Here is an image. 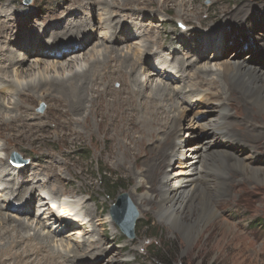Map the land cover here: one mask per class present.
<instances>
[{"label": "bare ground", "instance_id": "6f19581e", "mask_svg": "<svg viewBox=\"0 0 264 264\" xmlns=\"http://www.w3.org/2000/svg\"><path fill=\"white\" fill-rule=\"evenodd\" d=\"M116 1L72 0L70 5H74L73 8H68L67 5L63 9L54 10L53 17L62 16L47 23L46 28L50 26L52 30L46 41L29 39V33H32L35 27L32 25L31 30L25 26L21 27L25 23L26 16L22 20L17 15L12 16L11 14L12 17L0 23V38L6 44L0 45V91L2 92L0 95V140L3 142L0 149V197L3 201H0L3 203H0V264H93L88 262L90 259H98V263L102 260H106V264L114 263L106 239L99 234L98 245L89 246L91 251L81 253L79 252L80 243L75 247H70L61 239L60 241L54 239L53 234L58 231L73 228L80 223L85 224L86 221V223L92 222V215L88 212L83 213L85 206L82 199L71 200L64 194L63 197H58V192H53V198H50L51 195L44 191V187L47 188L53 183L52 178L47 180V177L54 174V168L50 169V174H45L44 170L42 172L35 167L36 164L31 170L29 169L28 175L30 176L27 177L23 174L27 168H30L28 164L14 166L9 163L8 154L10 152L7 147L11 142L10 136L13 135L14 138L23 134L27 136L32 133V126L38 125L36 122L30 123V121H38L37 114L35 111L29 113L30 111L23 107L24 102H53L55 106L61 108V114L66 117L64 127L67 132H75L77 137L83 133L92 135V131H97L98 142L101 140L105 147L99 152V156H103L106 160H116L117 165H123L136 175L138 184L133 191L140 193L141 188L143 191V195L141 194L142 196L136 199L137 203L146 206L157 205L170 223L186 233L189 232L191 226L183 220L187 200H190L192 206L201 208L200 217H216L218 213L214 200L224 196L227 187L232 188L239 185V182L234 179L226 180L225 168L230 166L246 169L249 164L244 157H239L231 151L212 148L211 152H200L196 155L198 160L194 165L187 159L191 148L186 146V139L184 140L183 137L209 129V134L217 136L216 142L237 143L251 151H254L256 147L250 141L259 140L262 137L261 131L257 133L256 130L261 128L264 122L258 120L256 116L249 115L246 109H242L245 119L243 123L247 128L245 134L249 135L238 136L230 128L235 120H233V112H230L234 106L252 104L264 110V69L260 68V64H247L244 61L225 59L220 63H205L194 68L192 79L198 76L195 82H208L209 86L216 90L215 93L207 94L206 98L194 90L195 86L185 90V87L172 89L168 85L167 80L170 82L176 77L175 80L178 81L181 76L179 82L184 83L185 78L190 75L187 70L191 68L189 67L191 65L185 64L180 59H176V62L181 64L179 66H171L167 64V61L159 62L158 65L162 68L160 73L166 80L159 83L155 81L152 85L154 78L151 77H156L158 70L153 67L154 65L151 64L149 69H145V75L151 74V77L140 79L138 73L142 67L141 59L144 58L146 61L152 53L147 48L153 41L147 38V45L143 51L128 48L125 51L118 47V44L134 38L132 29L138 32V39L150 32L140 22L134 24L132 28L125 26L124 15L121 18L113 16V9L118 5ZM130 1L144 3L146 0H122V12L132 11L138 19L147 15L148 12L145 9L136 10L129 5ZM76 5L80 7L77 8ZM180 6L185 7L186 2L182 1ZM16 7L15 9L18 10ZM95 8L104 11L103 18L98 19L99 24L102 21L109 28V30L105 29L103 40L100 42L90 40L95 31L94 26L92 27V22L87 23L86 21L85 25L88 28H83L85 25L82 16L78 15L80 12L90 14ZM65 11L72 12L75 17L66 18L63 16ZM240 11L241 8L234 12L225 11L223 17L226 18L225 21L230 19L233 23L241 22L242 17L238 15ZM1 14L2 11H0V17ZM159 19L164 20L162 17ZM59 26H61L60 29H58ZM112 26H114L113 29ZM10 31H16V33L13 35ZM130 35L132 37H129ZM97 46L101 48L97 50ZM15 47L21 48L22 56L14 49ZM90 48H92L90 52H93L88 56L89 58L80 59L82 53L89 51ZM213 48L216 50L217 45ZM68 50L72 52L67 54ZM48 54H53L55 62L47 63L42 60ZM29 56L35 57V61L29 65V68H24L23 62ZM67 56L71 58L68 59ZM154 59L156 60V56ZM86 61L87 64L82 66V62L86 63ZM9 72L13 78L4 81L2 76ZM173 74L179 76L173 77ZM115 82H118V87H114ZM185 91L192 94L189 103L194 98H199V101L203 103H214L215 107L214 110H201L195 113L199 115L203 112L202 118L199 119L193 118L192 115H190L191 118L187 116V124L182 127L184 132L179 133L178 128L185 113L184 111L171 113V110L178 103L176 100L178 96ZM7 92H10L11 97H16L15 101L9 102L11 111L5 109L4 101L1 100ZM171 96L174 97V103L169 102L168 98ZM211 112H215V124L212 123ZM28 117H30L29 123ZM69 123H73L71 126H76L80 130L68 127ZM53 131L57 130L54 128ZM64 133L66 132L62 134ZM178 134H181L180 141L183 140V144L176 139ZM55 135L60 136L59 131ZM211 141L213 140L211 139L208 145L214 144ZM1 152L6 153L4 158ZM174 160L177 161L178 170L168 172L167 168ZM227 160L232 161L227 162ZM41 173L44 175L43 180H37ZM210 173L212 177L210 176L209 183L202 184ZM198 193L199 195L196 196ZM35 195L39 198L38 200L40 196L47 197L48 195V201H39L34 204ZM195 196L197 197L196 203L193 201ZM16 201L23 202L14 206ZM56 201L59 202L58 208H62L60 213L58 210L57 213L53 212L48 206V202L57 204ZM9 211L19 216H27L33 211L35 215L39 214V217L43 214L46 219L51 216L47 223H52V228H56V231H45V227L39 221L33 226L20 217L8 214ZM96 211H93L94 217ZM110 223L113 224L111 220ZM25 230L26 233H21ZM8 231H10L9 237L5 236ZM65 234L70 236L69 231ZM89 238L90 236H87L83 241V247L90 243ZM70 240L76 241L72 238ZM104 257L107 258L104 259Z\"/></svg>", "mask_w": 264, "mask_h": 264}, {"label": "rangeland", "instance_id": "374dc122", "mask_svg": "<svg viewBox=\"0 0 264 264\" xmlns=\"http://www.w3.org/2000/svg\"><path fill=\"white\" fill-rule=\"evenodd\" d=\"M71 1L31 0L28 4H24V0H0V11H2L0 23L6 18L15 15L22 18V20L26 16L25 23L21 27L25 26L29 30H31L32 25L35 27L32 33H29V39L46 41L49 39L47 36L51 34L50 30H52L50 26H48V29L46 28L47 23L50 20H52L50 22H53V20H57L62 16L56 15L53 17L52 13L54 10L63 9L67 5L68 8H73L74 5H70ZM182 1L186 2L185 7L180 6ZM116 2H118V5L113 9V16L121 18L124 15L125 26L128 25V27L132 28L134 24L140 22L150 32L138 39V32L132 29L134 38L118 44V47L125 51L127 48L129 50L141 49L143 51L145 50V45H147V38L153 41L150 42V46L147 48L152 53L146 58V61L144 58L141 59L142 67L138 73V78L140 79L147 78V76L151 77V74L145 75V69H149L148 67H151V64L152 66L154 65L153 67L158 70L157 76L151 77L152 79L154 78L152 85H154L155 81L159 83L166 80L163 74L160 73L162 68L158 64L161 61H167V64L171 66H179L181 64H178L176 59H180L185 64L191 65L189 66L191 68L187 70L190 75L185 78L184 83L179 82L181 76L173 74V77L179 76V80L176 81V77L170 82L167 80L168 85L172 89L185 87V90L195 86L194 90H197L202 97L204 96L203 98H206L207 94L215 93L216 90L214 87L209 86L208 82H195L199 78L198 76L196 79H192V72L198 66L205 63H220L225 59H229L230 61H244L247 64L257 63L260 64L261 69H264V0H146L144 3L130 1L129 5L133 6L134 9H145L148 12L146 16H142L139 19L132 11L122 12V0H117ZM75 7L79 8L80 5ZM238 8H241L238 14L240 18L242 17L241 22L236 21V23H233V20L230 19L225 21L226 18L223 17V13L225 11L234 12ZM103 13L104 11L100 10V8H95L90 14H82V12L78 14L82 16L84 25L86 21L87 23L88 21L92 22L91 25L92 27L94 26L95 30L92 38H90L92 42L103 40V33L107 29L109 30L102 21L100 24L98 22L99 18H103ZM63 16L68 19L75 17L72 12L67 11L64 12ZM159 16L164 18V20H160ZM60 28L61 26L58 27V29ZM83 28L88 27L85 25ZM10 32L8 33L9 36L11 35ZM47 32L48 34H46ZM15 33L16 31L12 32L13 35ZM132 36L130 35L129 37ZM111 41L113 42V40ZM0 45H6L1 38ZM214 45H217L216 50L213 48ZM96 48L99 50L101 47L97 46ZM14 49L21 53L19 54L20 56L23 55L21 48L15 47ZM90 50L92 48L89 51H85L86 53H82L80 59L89 58L88 56L93 52H90ZM71 52L72 50H68L67 54ZM46 56L42 60L47 63L55 62L53 54ZM155 56L156 60L154 59ZM66 58L69 59L71 57L67 56ZM34 61L35 57L29 56L26 58L23 62L24 68H29V65L34 63ZM193 62L194 64H192ZM85 64H87V61L86 63L82 62V66H85ZM12 78L13 76L10 72L2 76L4 81ZM22 80L24 81V78ZM230 82L235 85L232 80ZM118 86V82H115L114 87ZM0 95H2L1 91ZM191 96L192 94H189V92H182L176 99L178 103L171 110V113L178 111H184L185 113L178 128L179 133L184 132L182 127L187 124V116L191 118L190 115H192L193 118L199 119L202 118L203 112L199 115L195 113L201 110H214L215 107L214 103H203V101H199V98H194L189 103ZM168 99L171 103L175 101L172 96ZM1 100L4 101L5 109L11 111L9 102L15 101L16 97H11L10 92H7ZM242 105L241 107L234 106L232 108L233 111L230 110L234 115L233 120L238 121H233L234 125L230 128L238 136L245 137L249 134H245L247 128L243 123L245 119L242 109H246L249 115L256 116L261 122H264V110L252 104ZM23 107L27 108L30 111L29 113L35 111L38 121L34 120L30 121V123L36 122L38 125H33L32 133L27 136L25 134L20 137L16 136L17 138H14L13 135L10 136L11 142L7 147L10 152L8 154L9 163L12 164L10 160L12 153H17L21 160H25V164L22 166L27 164L30 166L23 174L27 177L30 176L28 174L32 166L36 164L35 167L40 169V171L44 170L45 174H50V169L54 168V174H50L47 177V180L52 178L53 183L48 186L49 188L44 187V191L51 195L50 198H53V192H58V197H63L62 195L64 194L65 197L71 200L82 199L85 206L83 213L88 212L92 215L91 223H86V221L85 224L80 223L73 228L58 231L53 234L54 239L58 241L61 239L64 244H68L70 247H75L80 243L79 252L81 253L82 251H91L89 246L98 245L99 234L106 239L110 254L114 258L113 264H160L162 260H166L167 264H264V123L261 128L256 130L257 133L261 131L262 137L259 140L250 141L256 147L254 151L249 148L248 150L240 144L237 145V143L216 142L217 136L209 134V129L206 131H194V134L183 137L184 140L186 139V146L191 148L187 159L192 161L194 165L196 160H198L196 155L200 152H211L215 148L226 149L239 157H244L249 164L246 169L230 166L225 168L226 180L234 179L239 182V185L238 187H227L225 195L214 200L218 213L216 217H200L202 214L201 208L192 206L190 200H187L188 204L185 206V217L183 220L191 224V229L189 228L188 235H186L187 233L181 228L167 220L165 213L157 205L146 206L145 204L140 205L137 203L136 199L143 195V191L142 188L140 193H134L133 191L138 184L136 175L123 165H117L116 160H106L103 156H99V152L105 147L101 140L98 142L97 131H92V135L82 132L83 135L81 134L79 137H77L75 132H67L64 127L66 117L61 114V108L55 106L53 102H24ZM214 113L211 112L213 124L216 123V120L214 121ZM27 119L29 123L30 117ZM71 125L73 123H69L68 127L80 130V128ZM54 128L59 131L60 136L55 135L57 131H53ZM81 131H83L82 128ZM63 132L66 133L62 134ZM176 139L179 142L181 134H178ZM211 139L214 144L208 145ZM2 143L0 140V149ZM179 143L183 144V140ZM147 147L149 148V145ZM5 155V152H1L3 158ZM229 161L231 162L232 160H227V162ZM176 165L177 161H172L167 168L168 172L177 171ZM256 169L259 171H256ZM210 176L212 177L211 173L208 174L207 180L202 181V184L209 183ZM43 177L44 175L41 173L37 180H43ZM122 194H126L128 202H130L127 204V201H125V204L137 214L134 237L132 238L122 232L111 216L112 208L119 201L124 202V199L120 198ZM196 196L193 198L195 203L197 202ZM47 197L40 196V200H38L39 198L35 195L34 204L39 201H48ZM22 202L16 201L14 206ZM56 202L57 204L48 202V206L53 212L57 213L58 210V213H60L62 208L59 209V202ZM94 210H97L95 217L93 216ZM8 214L20 217L25 222L33 224V226L35 222L39 221L45 227V231H56V228H52V223H47L51 216L46 219V216L44 217L42 214L39 217V214L35 215V211L27 216H19L12 211H9ZM110 220L113 224L110 223ZM68 231L70 236L65 234ZM9 233L10 231L5 236L9 237ZM21 233H26V230ZM87 236H90L88 240L90 243L87 246L85 244L83 247L82 243ZM71 238L76 241H71ZM106 258L104 257V259ZM88 262L106 264V260L98 263V259H90Z\"/></svg>", "mask_w": 264, "mask_h": 264}, {"label": "water", "instance_id": "95a60500", "mask_svg": "<svg viewBox=\"0 0 264 264\" xmlns=\"http://www.w3.org/2000/svg\"><path fill=\"white\" fill-rule=\"evenodd\" d=\"M31 0H26V3L28 4ZM15 158L17 157L15 154H13ZM24 162H17V165L23 164ZM121 199H124V202L119 201L116 206L112 208L111 216L113 220L118 224L122 232H124L128 237L132 238L134 237V226L137 214L133 210H131L128 205L125 204V201L128 202L126 194H122L120 196Z\"/></svg>", "mask_w": 264, "mask_h": 264}, {"label": "trees", "instance_id": "16d2710c", "mask_svg": "<svg viewBox=\"0 0 264 264\" xmlns=\"http://www.w3.org/2000/svg\"><path fill=\"white\" fill-rule=\"evenodd\" d=\"M160 264H167V261L166 260H162Z\"/></svg>", "mask_w": 264, "mask_h": 264}]
</instances>
